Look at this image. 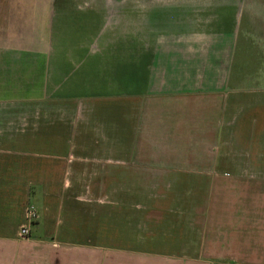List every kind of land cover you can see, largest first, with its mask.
I'll use <instances>...</instances> for the list:
<instances>
[{"label": "crops", "instance_id": "crops-1", "mask_svg": "<svg viewBox=\"0 0 264 264\" xmlns=\"http://www.w3.org/2000/svg\"><path fill=\"white\" fill-rule=\"evenodd\" d=\"M245 3L0 0V264H264V30ZM107 212L130 245L96 240Z\"/></svg>", "mask_w": 264, "mask_h": 264}, {"label": "rangeland", "instance_id": "rangeland-1", "mask_svg": "<svg viewBox=\"0 0 264 264\" xmlns=\"http://www.w3.org/2000/svg\"><path fill=\"white\" fill-rule=\"evenodd\" d=\"M245 6H248V9H250V12H252L251 19L254 18L255 16H261V20L258 21L257 26L254 27L259 29L264 30V0H249V3H245ZM252 23L254 21L252 20ZM28 108L26 107L25 110ZM20 111H25L23 108L19 109ZM0 111H3L0 109ZM29 111V110H27ZM50 116H45L44 118H48ZM157 181H154L153 184H155ZM114 206H112L113 209ZM108 216L105 217L102 215V213H96L93 217L91 214L92 218V224L93 228H95V238L97 241H99L102 244H105L107 249H114L113 246H116L120 248V246L123 245H130L128 244V241L122 240L120 237L119 232H117L118 236H116V229L113 224L114 217L109 216V212H107ZM113 215V214H112ZM122 238H124V235H122ZM154 238V237H152ZM125 239V238H124ZM151 247L153 245H150ZM208 245L205 247L207 248ZM94 251H97V249H93L92 247V253ZM205 252H210L207 249H205ZM162 262H175L177 264H181L183 262H186L187 264H193L194 262H199L198 260H183V259H172V260H165L162 261L161 259H126L124 257H120L117 260H112L108 259L106 263L103 260H100V257L97 258L96 255L92 256L90 259V264H162ZM201 262V261H200ZM203 264H210L209 259L202 261Z\"/></svg>", "mask_w": 264, "mask_h": 264}, {"label": "built area", "instance_id": "built-area-1", "mask_svg": "<svg viewBox=\"0 0 264 264\" xmlns=\"http://www.w3.org/2000/svg\"><path fill=\"white\" fill-rule=\"evenodd\" d=\"M35 216L36 215L31 208L26 210V221L19 227L18 231L21 236H26L28 234L29 224Z\"/></svg>", "mask_w": 264, "mask_h": 264}]
</instances>
